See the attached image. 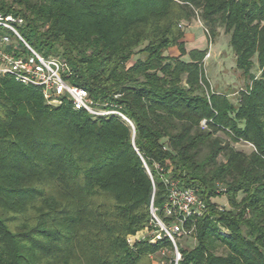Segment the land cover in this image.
Instances as JSON below:
<instances>
[{"label":"trees","instance_id":"1","mask_svg":"<svg viewBox=\"0 0 264 264\" xmlns=\"http://www.w3.org/2000/svg\"><path fill=\"white\" fill-rule=\"evenodd\" d=\"M179 1L0 0L35 50L66 62L70 84L134 126L0 76V264H153L162 251L176 264L172 242L148 234L152 208L176 222L173 182L207 209L177 238L178 264H264V0ZM193 21L231 37L242 88H212L207 51L183 41Z\"/></svg>","mask_w":264,"mask_h":264},{"label":"built area","instance_id":"2","mask_svg":"<svg viewBox=\"0 0 264 264\" xmlns=\"http://www.w3.org/2000/svg\"><path fill=\"white\" fill-rule=\"evenodd\" d=\"M198 23L202 26L200 21ZM23 25L24 21L20 17L0 14V76H12L24 85L39 88L49 105H57L66 98L75 110H84L94 117L117 115L132 125L117 111L96 108L85 89L69 83L71 71L66 62L54 56L45 57L25 40L19 31ZM169 201L165 206V214L174 217L176 222L166 226L152 208V218L160 233L153 238L161 240L166 237L172 242L175 263L178 264L182 256L177 238L186 234L184 226L189 218L201 216L207 209L196 190L181 188L177 182L170 183ZM140 239L145 238L129 237L128 243L133 246ZM160 255H165V251Z\"/></svg>","mask_w":264,"mask_h":264},{"label":"rangeland","instance_id":"3","mask_svg":"<svg viewBox=\"0 0 264 264\" xmlns=\"http://www.w3.org/2000/svg\"><path fill=\"white\" fill-rule=\"evenodd\" d=\"M201 28L202 26L197 21H193L191 23V26L186 29V34L192 35L195 40V42L192 44L188 43L186 49L187 51H191L190 49L194 47L198 48V50L207 51V55L209 56L204 61V70L205 75L209 80L212 88L218 92H229L228 89H230V91H234L236 89L242 88L243 79L240 72L236 68V56L234 54V50L230 45L231 37L229 35H226L223 29H219V36L211 40L210 37H208L205 31ZM19 31L23 36V31L21 30V28H19ZM254 72L258 73V69L256 68ZM231 99H233L234 102L237 101L236 97L231 96ZM234 146L236 149L246 153H251L253 151V147L245 143L235 144ZM225 160L226 159L224 156H221L219 158V162L221 163L225 162ZM217 202L228 207V201L225 196L219 198ZM146 234L147 232H143L138 234L134 238H144ZM148 234L150 236L160 235L159 227L155 226V229L149 231ZM182 238L184 239L179 241L181 247L192 249L197 244V241L193 239L194 236H184ZM156 257L157 258L153 260V264H164L161 259L162 256Z\"/></svg>","mask_w":264,"mask_h":264},{"label":"crops","instance_id":"4","mask_svg":"<svg viewBox=\"0 0 264 264\" xmlns=\"http://www.w3.org/2000/svg\"><path fill=\"white\" fill-rule=\"evenodd\" d=\"M199 28H200V26H199ZM201 29H203V28H201ZM204 30V29H203ZM187 33V32H186ZM185 33V37H184V39H183V41H184V43H185V45H186V48H187V46H188V43H194L195 42V40H194V38H193V36L192 35H189V34H186ZM192 49H198V48H192ZM192 49H190V50H192ZM189 51V50H188ZM167 54L169 55V56H171V57H178L179 55H180V52H179V49L177 48V47H174V48H171L168 52H167Z\"/></svg>","mask_w":264,"mask_h":264},{"label":"water","instance_id":"5","mask_svg":"<svg viewBox=\"0 0 264 264\" xmlns=\"http://www.w3.org/2000/svg\"><path fill=\"white\" fill-rule=\"evenodd\" d=\"M132 126H133V124H132ZM134 127V126H133ZM148 169V168H147ZM148 172H149V170H148Z\"/></svg>","mask_w":264,"mask_h":264}]
</instances>
